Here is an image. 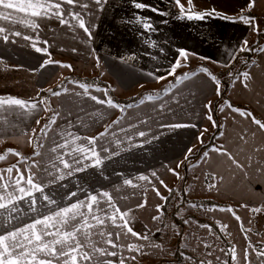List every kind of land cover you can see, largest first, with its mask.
Listing matches in <instances>:
<instances>
[{"label": "crops", "instance_id": "obj_1", "mask_svg": "<svg viewBox=\"0 0 264 264\" xmlns=\"http://www.w3.org/2000/svg\"><path fill=\"white\" fill-rule=\"evenodd\" d=\"M263 1L257 0L256 6L251 9V15L259 16L258 8H262L261 4H263ZM14 2L20 3V0H14ZM27 2L28 0H24L25 4ZM32 2L36 3V0H32ZM40 2L44 3L45 0H40ZM50 2H55V0H50ZM138 2L167 11L169 15L162 17L148 9L138 10L134 7L133 0H107L102 12H96V6L94 4L90 5V10L95 13L91 17H85L86 24L94 25L90 42H85L86 37L83 30L79 29L76 26V21L71 20L68 15L70 10L73 12L80 11L78 7L63 5L65 19L70 20L71 27L69 24H61L55 18L31 17L32 9H27L25 12H18L16 9L6 10L18 18L29 17L39 23L40 27L33 29L19 23L9 25L12 31H20L22 35L31 36L32 41L24 40L21 36H9L8 42L0 39V58H7L9 61L30 66L35 68V70L43 69L47 71V75L56 67L63 65H71V68L82 67L91 69L93 73L100 75L105 81L113 84L119 93L132 92L135 89L142 88H148V91L145 92L155 93L154 88L166 84L164 89H170V95H175L179 103L172 102L170 104L173 109L171 113H165L163 116H158L157 120L149 122V124L157 125L152 130L158 132V135L154 138L157 145L156 152L162 151L161 143L163 140L177 137L182 140L181 142L178 139L176 141L177 146L181 148L180 159L186 158L188 155L187 150L195 146L198 140L197 137L202 136L201 134L205 129L208 111L204 105L216 96L213 91V85L207 82L203 74L197 76L194 81H184L183 83L175 81L172 83L174 77L157 81L153 76H149L148 73L152 72L156 76L166 75V70L177 57V50L183 48L194 55L189 57L185 67L177 69V76L186 72L190 73L186 70H188L187 67L191 63L194 65L202 63L204 67L209 68L215 75L217 72L224 71L239 55L246 52H239L238 48L245 39L248 41L249 47L252 30L242 22L230 23L216 17L205 21L179 19V8L173 3V0H138ZM181 2L186 5V0H181ZM246 3L247 0H194L196 10L215 8L217 11L233 18H238L237 13L240 12V9ZM134 16L150 17L157 31H145L135 22ZM161 21L167 22L161 23ZM6 24L7 22L0 21V25ZM45 40L48 41L47 45L44 44ZM33 42L37 47H46L51 56L37 53L31 47ZM153 44L156 47H153ZM73 49L76 51H73ZM232 52H236L234 60L229 56V53ZM200 57H210L211 61L219 63L202 60ZM48 59L60 63L49 64L44 68H40L41 63ZM225 62L229 63L228 67L221 66ZM197 67L200 68L201 65ZM156 69L160 71L156 72ZM195 71H198V69H195ZM247 72L251 77L245 81L248 87H244V83L241 85L239 97L242 104H236L243 106L245 111L251 112L257 119L264 122V52H259L256 62L253 63ZM164 89H160L158 92ZM76 91L83 93V89ZM89 92L102 99L105 98L104 91L89 88ZM9 96L11 95L6 93V95H1L0 97L7 98ZM164 99L168 100L169 96H165ZM154 103L158 104L160 101H145L139 107L135 104L131 109H127V115L130 119L123 121V127L127 129L129 123H138L137 116L151 113ZM58 107L61 115L56 119V133L53 134L52 132L53 136L51 134L50 137L53 147H55V143L63 141L58 135L59 131L67 128L81 137L80 140L75 141V145L87 148L89 145L83 138L93 137L105 131V125H111L113 120L122 115L119 110L97 104L86 95L63 94L58 99ZM153 115L156 114L153 113ZM43 116L44 112L42 111L34 112L27 117L18 114L10 115L8 123L16 125L18 130L12 134L10 139L0 143V146L28 137L20 135V131L30 132L31 129H36L38 125L35 121ZM168 123L193 124L196 127L176 129L161 127V125ZM112 131L121 130L120 127L114 126ZM221 131H223L224 135H217L211 146L224 145L245 168L242 171L236 168L226 156L210 152L208 161L206 163L203 161L207 179H209V173H214L217 178L221 176L224 178L223 181L217 179L216 183L219 188L218 192L222 193L228 199V202L240 205L248 204L250 206L264 204V174L257 171L258 168L264 169V150L256 151L257 148L264 149V131L259 130L258 126L252 123L250 119H245L238 114H235ZM123 132L126 134L124 138L131 140L135 135L138 136V134H134L132 129ZM253 133H255L254 136ZM241 136H244V140H241ZM110 137L111 135L102 141L98 140L95 145V150L103 158L101 166H89L84 171L65 175V179L46 187L45 193L55 199L57 204L61 206H67L77 199V197L67 198L68 194L72 192H77L78 198L84 200L85 192L94 194V191H108L118 205L120 202H124L120 201V196L125 193L127 185L125 186L122 181L113 177L114 175H122L124 172L117 168L116 165L105 162L111 150L117 152V148L113 146L107 153L101 151V144L107 149L111 144H114L113 139L110 140ZM113 138L117 137L113 136ZM119 139H122V137ZM182 147L186 149L184 152H182ZM71 148L72 145H69L68 148L58 151L63 153L71 151ZM206 150L203 149L201 155ZM76 155L82 160L83 164H93L92 160L83 158L84 154L77 153ZM87 155H91V152H87ZM64 159L70 160V157L64 156ZM57 164L65 173L69 171L68 169H63L62 164L58 162ZM74 166L79 167V165ZM152 167L159 168L156 165ZM176 201L183 204L177 209L175 216L172 211L167 213L166 217L162 214L161 220L158 221L161 231H157V227L150 235L149 242L151 243L159 244V242H165L166 240L167 243L164 244L162 249L148 248L146 246L143 255L126 254L127 251H124L123 255L125 256L137 255L136 261H126V264H187L180 253L188 251L194 253L193 259H196L195 253L199 249V242L194 237L190 238L187 235V225L183 221L185 218L190 221L188 226L191 228V233H201L203 228L197 227V224H200L198 222L200 220V210L199 208H191V204L186 206L184 204L185 200ZM36 206L40 207L39 201ZM20 207L22 211L14 213L18 219L13 220L12 223L20 225L24 222H31V217L36 215V213H32L29 210L26 202H21ZM52 207H55V205ZM101 207H103V204ZM135 218H139L138 211L135 212ZM193 218L198 221H191ZM165 225H168V227H165ZM193 228L194 230H192ZM177 232L180 235H177ZM164 233H166L165 237L167 239L162 236ZM129 242H136L135 238L129 237L122 244L126 245ZM149 249L154 253L153 256L155 257L154 259H157L156 261L148 258ZM172 253H175V255ZM111 259L116 260L115 257Z\"/></svg>", "mask_w": 264, "mask_h": 264}, {"label": "snow or ice", "instance_id": "obj_2", "mask_svg": "<svg viewBox=\"0 0 264 264\" xmlns=\"http://www.w3.org/2000/svg\"><path fill=\"white\" fill-rule=\"evenodd\" d=\"M107 0H45L41 3L40 0H36L33 3L32 0H28L25 4L24 0H20V3H15L14 0H0V21L7 22L6 25H0V39L8 42L9 36H21L22 39L32 41V37L28 35H22L20 31H12L9 25L21 24L25 27L37 29L40 27L39 23L31 20L29 17H16L11 12L6 10L16 9L18 12H25L27 9H32L31 17H40L44 19H57L61 24H69L71 27L70 20L65 19L63 11V5L71 7H78L80 11H69L68 15L71 20L76 21V26L82 29L86 41L90 42L93 36L92 29L94 25L85 22V17H91L95 13L90 10V5H95L96 12H102L104 5ZM134 7L138 10L148 9L153 13L160 16H167L169 13L164 10H160L154 6L146 5L138 0H133ZM173 3L178 6L180 15L179 19H187L189 21H205L216 17L221 20L228 21L230 23H243L244 25L251 28L252 31L257 34L260 33V28L257 24L256 17L251 15V9L256 6L257 0H247L246 5L240 9L237 13L238 18L229 17L227 14L217 11L215 8L196 10L194 0H186L182 3L181 0H173ZM134 20L139 24L145 31L156 32L157 29L151 22L150 17H139L134 16ZM167 21H161L166 23ZM131 23V22H130ZM48 41H44L47 45ZM31 47L35 49L37 53H44L51 56L46 47H37L33 42ZM153 47H156L153 44ZM73 51H76L73 49ZM162 51V49H161ZM239 52L243 51H257L264 52V46L257 47L255 49L248 47V41L245 39L242 41L241 46L238 48ZM194 55L187 49H178L177 57L171 63L166 70V75L156 76L154 73H148L149 76H153L157 81L165 80L168 77H174L178 83L184 81H194L197 76L203 74L207 82L213 85V91L216 95H220L221 81L214 75L209 68L201 66L198 71L190 73H183L177 76V69L183 68L187 65L189 57ZM232 60L236 58V52L229 53ZM202 60H208L212 63H219L217 61H211L210 57H200ZM98 61V58H97ZM60 62L53 61L51 59L45 60L41 63L40 68L46 67L48 64H59ZM247 64L248 62L245 61ZM253 63H255L253 61ZM64 67L71 68V65H63ZM221 66L228 67L229 63L225 62ZM159 72V69L155 70ZM232 77L233 83L236 80L244 83V87H248L245 81L251 77L248 72L239 73ZM70 83L77 84L79 88L83 89V93L75 91V89H69L62 87L61 89L51 90L49 96L59 97L62 94L81 96L86 95L90 100L100 105H106L112 109L119 110L122 114L117 117L116 120L112 121L111 125H105V131L100 132L97 136L85 137L89 147L76 146L75 141L80 140L81 137L69 131L67 128L59 131L58 135L63 140V143H55V147H50L47 153H43L41 150L44 149L45 141L48 140V133L53 131V125L56 123L57 117H60L61 113L59 110H53L48 103V98L40 96L32 97L28 100H24L17 97H0V143L10 139L12 134L17 131V126L8 123V117L10 115H20L27 117L34 112H52V116L48 118L47 122L40 127L39 132L35 128L31 129L30 132L20 131V135L28 136L27 143L33 146V155L31 157H23L22 154L15 149H6L3 154H0V161H7L8 155L18 157L17 163L11 164L10 166L0 168V264H126V261H136L137 255L125 256L124 251L128 253H135L139 255L144 254L145 247H153L162 249V245L151 243L150 235L151 230L145 226L143 233L135 231L131 226L133 217L130 215L132 212L131 208H125L123 211L120 206L114 201L113 196L108 191H94L93 193L85 192V199L81 200L78 198L77 192L68 194V199L77 197V199L67 206H61L57 204V201L50 195L45 193V188L50 184L56 183L65 179V175H72L74 172L84 171L89 166L99 167L103 163V158L100 153L95 150V145L98 140L102 141L109 135H115L112 131L113 127H120L121 131H130L131 129H137L140 137H145L147 133L139 130V125H148L150 121L157 120L158 116H163L165 113H171L173 109L170 107L172 102L179 103L175 95H170V89H164L161 93H153L146 97H141L137 102L136 106L144 104L145 101H160V103L153 106L151 113H146L144 116H137L138 123H129L128 128L123 127V121L130 119L127 115V109H131L133 104L121 105L118 102L107 96V90L97 89L98 91H104L105 98L97 97L89 92V88L92 85L86 83H80L76 81H70ZM43 91V90H41ZM169 96L168 100L164 97ZM207 109L208 114L207 120L210 121L215 128H223L224 125H217V122L213 119L211 114L213 111L211 101H208L204 105ZM228 113L225 114L224 119L230 118L232 113H236L239 116L250 119L252 123L258 126L259 130L264 131V122L257 119L251 112L242 110L232 106L230 103L227 105ZM220 110L223 112L224 107L221 106ZM155 113L156 115H153ZM94 115V114H93ZM37 125H40V119L35 121ZM161 127L169 129L185 128V127H196L193 124L185 123H168L163 124ZM206 131V130H205ZM202 135V134H201ZM218 135L223 136V131H219ZM255 133H253V136ZM155 138V137H153ZM200 143H203L201 136L197 137ZM241 140H244V136H241ZM69 145H72L71 151H65L61 153L58 150L66 149ZM264 149L257 148L256 151H262ZM101 151L107 153L108 149L101 144ZM87 152H91V155H87ZM191 153L192 149H188ZM210 152H215L217 155L226 156L232 164L240 169L244 170L245 166L241 164L233 155L224 147V145H212L202 154V160L206 163L210 158ZM77 153L84 154L83 158L92 160L93 164H83L82 160L76 155ZM55 154V155H49ZM64 156H69L70 160L64 159ZM40 157V159H36ZM47 162H46V159ZM251 159V158H249ZM31 161V163H28ZM63 165V169L69 171L65 173L58 167V164ZM26 164L27 166L21 170L20 165ZM74 165H79L75 167ZM196 165H193L195 167ZM55 170V171H53ZM15 171V175H13ZM174 174L179 176V173L175 172L174 169H169ZM258 173L264 174V169H257ZM59 173V174H57ZM153 178L159 180L156 173L151 174ZM209 183L207 188L209 191L215 189L219 191L216 180L223 181V177H216L214 173L208 174ZM138 181H148L150 184L152 180L149 176L141 175L135 178ZM125 185L133 188L143 187L133 183L132 179H124ZM160 184H164L163 180H159ZM153 190L160 196L159 190L155 188L153 184ZM167 188V185H164ZM172 192V189H168ZM37 194H39L37 196ZM121 199H127V196L120 197ZM162 200H167V197L160 196ZM39 201L40 207L38 208L37 202ZM21 202H26L28 208L32 213L36 215L31 217V222H24L20 225L13 224V220H17L18 217L14 213L21 212ZM46 202V203H45ZM103 204V207L101 205ZM146 200H142L136 205L137 208L145 207ZM55 205V207H52ZM191 208H204V205H197L195 203L190 205ZM241 208L249 209L253 214L264 213V204L258 206H250L248 204H241ZM163 206H157V212L160 215L152 217L154 221L161 219ZM46 210V211H45ZM206 212H229L239 222L241 217L236 214V211L231 207L223 208L220 206H213L210 208H204ZM185 225L190 223L189 220L185 219ZM219 226V232L226 235H230L227 232L228 225L221 224L220 221H216ZM251 224V220H249ZM168 227V225H165ZM197 227L206 229L209 235L213 234L211 225L208 224H197ZM109 229H112L111 231ZM241 230L245 232V239H248L247 233L251 232V228L245 229L241 222ZM161 231V229H157ZM135 238L136 242H129L126 245L120 243L121 235ZM180 235L179 232L176 233ZM96 237V239H93ZM219 238V237H217ZM149 242L145 243L139 242ZM202 246L205 249L212 247L211 244L201 241ZM195 251V249H193ZM221 252H226L233 262L238 264V254L235 245H232L228 249L221 248ZM175 255V253H172ZM181 257L187 262V264H196V261L192 256L180 253ZM206 256H211L212 252L208 251L205 253ZM254 255L259 264H264V242L261 246L251 244L250 240L248 246L243 250V261L244 264H252V260L249 258ZM115 257L116 260L111 259ZM219 260V257H216ZM199 264H213L212 260L201 259ZM222 264H229L228 260L222 261Z\"/></svg>", "mask_w": 264, "mask_h": 264}, {"label": "rangeland", "instance_id": "obj_3", "mask_svg": "<svg viewBox=\"0 0 264 264\" xmlns=\"http://www.w3.org/2000/svg\"><path fill=\"white\" fill-rule=\"evenodd\" d=\"M261 5L262 8H258L260 14L258 17H256L257 24L261 31L259 34L252 31L250 37L251 42L249 47L253 49L264 46V1ZM255 44L256 46H254ZM253 52L256 53L252 58H249V61L247 57H241L240 59H236L224 71L216 73L220 74L216 76L221 81V87L220 95H216L213 100H211L213 108L211 114L213 115V119L217 122V125H224L223 128H225L230 119L236 114L232 113L229 119H224L225 114L228 113L227 105L229 103L236 108L244 110L243 106L236 104H242L240 102L239 90L243 84L241 82L243 78H241V80H236L235 83H233V79L229 76V73H232L233 76H235L239 73L247 72L248 69L252 67L253 61L256 62L259 55V52ZM245 61L248 63L246 64ZM199 65L203 66L202 63H196L195 65L191 63L187 67L188 70L186 71H195V69H199L197 67ZM72 76H75L76 79H72ZM88 78L96 79L98 81L101 79L105 81L100 75L93 73L91 69H85L82 67L68 68L60 66L53 69L52 72L47 75V71H44L43 69L35 70V68L30 66H24L23 64H18V62L9 61L7 58H0V96L6 95V93H8L11 96L28 100L32 97H36L38 94H41L43 97L48 98V103L50 104L51 109L54 111L59 110L58 99L60 96L51 97L49 94L44 95L42 94L41 89L45 92H48L57 87H67L69 89H75L76 91L81 88H79L77 84L70 83V81L87 84L85 79ZM89 85H92L91 88L93 89H105V87L100 83H92ZM110 85L115 96L123 100L141 95L145 91H148V88H142L135 89L132 92L119 93L118 90L114 88L113 84L110 83ZM165 85L166 84L163 86H158L159 88H154L155 93H157L160 89H164L166 87ZM120 104L125 105L124 102ZM221 106L224 107L223 112L220 110ZM52 114V112H44V116L40 119V125H38L36 128L37 132H39L40 127L47 122L48 118L51 117ZM52 127L53 131L48 133V140L45 141L44 149L41 150L43 153H47L48 149L53 147V143L50 142V137L52 132L53 134L56 133L55 124ZM155 127H157L156 124L139 125V130L145 131L147 135L145 137L135 135L132 140L129 138H124L126 134L123 131H115V135H111L110 137V140L113 139L114 144H111L108 150H111L112 147L115 146L117 148V152H113L111 150V152L108 154V158L105 159V162L116 165L117 168H120L124 172V175H114L113 177H115V179H119L122 182L124 179H132L133 183L143 186L133 188L128 185L126 186L123 183L126 186L125 193L120 197L127 196L128 198L126 200L120 198V201L124 202H120L119 206L122 211L125 208L132 209V212L130 213V215L133 217L131 226L135 231L141 233L145 231V226H147L151 232H154L157 227L159 228V220L154 221L152 217L155 215H160V213L157 212V206L163 205L165 202V200H162L160 196L168 197L171 194L168 189L177 190L175 192L177 194L174 196L172 195L173 199L175 200H184V197L187 196L192 200H214L220 202L223 204L218 205L220 207L227 208L231 206L236 211V214L241 217V221L238 222L232 216V214L227 211L206 212L204 210V208H210L213 206L199 208L200 220L198 221L197 219L193 218L191 221H198L200 224L211 225L213 234L209 235L206 229H203L201 233L199 232V234H195L194 232L191 233V228L187 225V235H189L190 238L194 237L196 241L199 242V249H197V253H195L196 264H199V260L201 259L212 260L213 264H222V261L224 260H228L229 264H237V262H233L231 260V257L226 252L220 251L221 248L228 249L232 245H235L237 250L238 264H244L243 250L248 246L249 240L254 242L253 245L257 244V247L261 246V243L264 242V213L253 214L249 211V209L241 208L240 204L228 202V199L215 189L209 191L207 188V184L210 181L207 179V175L204 172L201 153L203 151V147L213 143L215 137L218 135V132L223 128L213 127L212 123L206 119L205 129L201 136L203 143H200L197 140L195 146L192 148V152L189 153L187 150V157L180 159L181 148H179L176 144L178 139L177 137H171V139L163 140L161 143L162 151L156 152L157 145L155 144V139L153 137H156L158 132L152 131ZM132 130L134 133L137 132V129L135 128ZM113 136H116L117 138H113ZM120 137H122V139H119ZM27 141L28 137L9 142V144L5 146H0V154H3L6 149L11 148L20 152L23 157H31L33 155V146L28 144ZM178 141L181 142L182 140L178 139ZM62 142L63 141L59 143ZM185 150V147H182V152ZM18 159L20 158L8 155L7 161H0V168L15 164L17 163ZM36 159L39 160L40 157H36ZM28 163H31V161H28ZM155 165L159 168L152 167ZM193 165L196 166L193 167ZM26 166V164H21V170H23ZM169 169H174L175 172L179 173V176L174 174L172 171H169ZM153 172L156 173V176L159 178V180H163V185L159 183V180L151 176ZM13 175H15V171ZM141 175L149 176L152 180V183L150 184L148 181H138L135 179ZM153 184L155 185V188L159 190L160 196H158L156 191L153 190ZM164 185H167V188H165ZM142 200H146L145 207L137 208L136 205ZM172 210L173 209L169 210V212ZM136 211L139 213L138 219L135 218ZM249 220H251V224H249ZM216 221H220L221 224H227V232L230 233V235L220 233L219 226L216 224ZM241 222L243 223L245 229H252L251 232L247 233L248 239H245V232L241 230ZM109 230L111 231L112 229ZM192 230H194V228ZM0 231H2V229H0ZM162 236L165 237L166 233H164ZM129 237L126 238L122 234L120 237V243L122 244L123 242H126ZM93 239H96V237H93ZM201 241L211 244L212 247L205 249L202 246ZM141 243H145L146 245L148 244L147 242L143 241ZM166 243L167 240L165 242H159L162 247ZM208 251L212 252L211 256L205 255V253ZM181 253H185L186 255H190L194 258V253L191 251ZM126 254H128V252H126ZM153 254L154 253L149 249L148 258L156 261L157 259H154L155 257ZM216 257H219L220 259L217 260ZM249 258L252 260V264H259V261L254 255L250 256ZM146 261L148 260L146 259Z\"/></svg>", "mask_w": 264, "mask_h": 264}, {"label": "trees", "instance_id": "obj_4", "mask_svg": "<svg viewBox=\"0 0 264 264\" xmlns=\"http://www.w3.org/2000/svg\"><path fill=\"white\" fill-rule=\"evenodd\" d=\"M254 46H256V44L254 45ZM255 49V48H254ZM254 52L252 51V52H245V53H243V54H241V55H239L238 57H237V59H240L241 57H247L248 58V61H249V58H252L253 56H254ZM215 75H220L219 73L218 74H215ZM72 79H76V77L75 76H72ZM78 79V78H77ZM86 81H87V84H92V83H100V84H102L104 87H105V89L107 90V95L109 96V97H111L112 99H113V101H115V102H118V103H122V102H124V104H133V105H135L136 104V102L141 98V97H144V96H146V95H150V94H153L152 92H144L143 94H141V95H138V96H135V97H132V98H129V99H126V100H123V99H120V98H118L117 96H115V94H114V92H113V90H112V88H111V85H110V83H108L107 81H103V80H101V79H99L100 81H98V80H96V79H85ZM176 81V79L174 78L173 80H172V83H174ZM62 87H57V88H54V89H52V90H57V89H61ZM42 92V94H49V92L50 91H48V92H45V91H41ZM161 92H163V90L162 91H160V92H157V93H161ZM41 95V94H40ZM42 96V95H41ZM211 146V144L210 145H208V146H204L203 147V149H208L209 147ZM177 190H173V192H171V194L167 197V200L165 201V203H164V205H163V209H162V212H163V214L165 215L164 217H166L167 216V213H171V212H169V210H171V209H173L172 210V212H173V214H174V216H175V212L177 211V209H179L180 207H181V205L183 204V203H181V202H177L175 199H173V197H172V195L174 196L175 194H177V193H175ZM187 197V196H186ZM186 197H184V200H185V202H184V204H186V205H188V204H193V203H195V204H197V205H204V207L206 206V207H209V206H218V205H223L222 203H220V202H217V201H214V200H190L189 198H186ZM171 203H173V204H171ZM172 205H173V207H172ZM168 216H169V214H168ZM251 242V244H253L254 242H252V241H250ZM256 246H257V244H255Z\"/></svg>", "mask_w": 264, "mask_h": 264}]
</instances>
